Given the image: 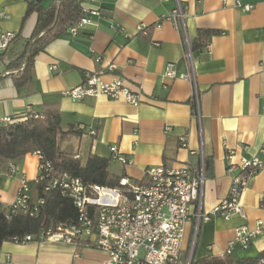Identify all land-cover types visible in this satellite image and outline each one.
Returning a JSON list of instances; mask_svg holds the SVG:
<instances>
[{
  "label": "crops",
  "instance_id": "0c3cea01",
  "mask_svg": "<svg viewBox=\"0 0 264 264\" xmlns=\"http://www.w3.org/2000/svg\"><path fill=\"white\" fill-rule=\"evenodd\" d=\"M246 5L251 10L239 7ZM178 7L183 18L173 21ZM0 8V29L17 35L0 59V119L19 121L57 112L61 131L73 132L59 140L60 151L78 157L82 165L90 156L106 159L110 174L132 182L143 180L146 168L202 164L204 214L228 195L230 163L255 156L264 160V0H83L91 24L75 33L67 30L39 52L32 81L21 91L8 65L25 51L36 15L22 22L26 0H0ZM140 24L147 27L146 34L137 30ZM198 30L216 31L207 43L209 51L191 50ZM169 63L177 74L192 68L194 84L165 79ZM87 74L103 83L121 80L141 102L132 106L103 96L72 100L63 95ZM181 137L186 147L180 146ZM111 146L132 164L111 160ZM112 164L116 171H111ZM10 165L15 174L9 173ZM37 166L35 153L15 161L0 159L2 206L16 199L22 179L33 185ZM263 198L264 168L249 178L243 191L244 219L212 216L196 232L192 222L185 224L180 264H257L264 256V227L247 249L233 244L231 253L225 252L235 228L246 225L252 230L256 221L264 223ZM105 258L102 251L83 246L0 243V264H99Z\"/></svg>",
  "mask_w": 264,
  "mask_h": 264
},
{
  "label": "built area",
  "instance_id": "2783aa9c",
  "mask_svg": "<svg viewBox=\"0 0 264 264\" xmlns=\"http://www.w3.org/2000/svg\"><path fill=\"white\" fill-rule=\"evenodd\" d=\"M239 7L244 11L252 8L250 5ZM3 16L0 8V20ZM171 18L173 21L176 18L182 20L183 14L179 7ZM90 24L84 16L68 30L75 33L78 28ZM146 29L144 24L137 27L142 34H146ZM15 39V33L0 29V59ZM206 49H209L208 45ZM187 51L186 57L189 58L188 44ZM164 78L184 79L194 84L192 68L190 72L177 74L175 65L171 63L165 66ZM63 95L72 100L103 96L108 100L122 101L132 106L141 102L139 95L131 92L121 80L103 83L94 74L85 75L79 85L64 91ZM14 122L10 117L0 119V125ZM90 134L95 136L96 132L91 130ZM179 142L181 147H186L184 137L179 138ZM109 151L111 160L122 166L132 164V160L121 154L116 146H111ZM35 154L38 158L37 177L33 185L22 179L16 199L5 206L0 204L5 219L10 220L18 215L30 218L39 216L45 199L37 197L36 193L33 197L32 191H36L37 185H41L43 194L57 190L62 197L68 198L77 211V218L75 221L43 227L36 236H25L22 239L14 237L11 241L16 244L48 242L92 248L106 255L105 260L99 264H180L185 224L192 222L196 232L199 224L212 216L225 221L233 216L244 219L245 213L241 205L243 191L249 178L264 168V160L256 156L250 159L241 158L237 165L230 163L227 171L232 176L228 195L209 214H204L202 164L199 168H146L143 180L132 182L124 176L119 180L118 186L109 188L85 185L80 179L72 178L66 173L55 174L52 164L40 152ZM15 172V166L10 165L9 173ZM262 200L264 203V198ZM263 227V221L258 220L252 230L246 225L235 228L234 239L225 254L231 253L233 244L247 249L262 233ZM75 257L78 255L75 254ZM257 264H264V258L259 259Z\"/></svg>",
  "mask_w": 264,
  "mask_h": 264
},
{
  "label": "trees",
  "instance_id": "16d2710c",
  "mask_svg": "<svg viewBox=\"0 0 264 264\" xmlns=\"http://www.w3.org/2000/svg\"><path fill=\"white\" fill-rule=\"evenodd\" d=\"M26 2L27 10L22 22L31 15H36V23L31 37L26 42L25 51L8 65L11 71L9 75L17 91H21L31 83L35 56L85 16L82 8L83 0H56L49 5H44L43 0H26ZM214 34L216 31L213 30H198L191 50L206 47ZM71 133L73 132L61 131L59 114L50 111L37 117H25L23 120H15L12 124L0 125V159L15 161L26 154L40 152L44 159L52 164L55 174L66 173L72 178L80 179L85 185L109 188L118 186L123 175L110 174L108 160L90 156L82 165L72 155L59 150V140ZM206 164L207 160L204 159V170ZM35 189L37 197L45 199L41 213L37 218L18 215L6 220L4 211L0 210V243L11 241L14 237L22 239L25 236H36L43 227L76 220L75 207L68 198L62 197L59 191L43 194L41 185L35 186ZM209 263L208 261L190 262V264Z\"/></svg>",
  "mask_w": 264,
  "mask_h": 264
},
{
  "label": "rangeland",
  "instance_id": "374dc122",
  "mask_svg": "<svg viewBox=\"0 0 264 264\" xmlns=\"http://www.w3.org/2000/svg\"><path fill=\"white\" fill-rule=\"evenodd\" d=\"M110 169H111V171H116V168L114 167V165L112 164V165H110ZM183 261V260H182Z\"/></svg>",
  "mask_w": 264,
  "mask_h": 264
}]
</instances>
